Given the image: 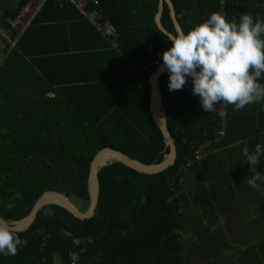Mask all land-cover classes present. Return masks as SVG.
<instances>
[{
    "label": "trees",
    "instance_id": "1",
    "mask_svg": "<svg viewBox=\"0 0 264 264\" xmlns=\"http://www.w3.org/2000/svg\"><path fill=\"white\" fill-rule=\"evenodd\" d=\"M27 1H21L16 13ZM171 1L184 32L212 12H220L221 6L229 20L244 9L242 0ZM87 2L88 13L97 11L100 23L108 21L115 27L118 48L71 0H48L15 45L23 50L24 38L43 18L59 22L60 27H69L63 20L79 22L81 29L86 27L89 41L96 42L81 46L73 39L70 47L56 55L34 57L44 84L39 93L25 105L10 101V110L7 99L1 101L0 217L9 221L26 217L51 189L66 193L73 202L83 201L80 210L86 212L90 164L103 148L148 165L161 163L170 153L151 110V77L163 62V51L171 47L156 24L159 0ZM70 10L76 13V21L59 18L58 12ZM161 22L168 32L177 33L166 3ZM3 27L9 30L10 23ZM10 36L15 32L10 31ZM168 80L166 73L159 84L177 148L175 164L154 174L121 162L106 165L98 175L100 194L94 217L80 220L61 206H46L30 229L17 232L27 245L15 256L0 254V264H186L180 233L183 179L185 170L202 159L189 166L187 161L199 145L211 142L209 154L212 147L226 142L223 130H228L227 119L235 111L225 105L224 119L219 116L220 105L217 112H205L199 97L192 94L191 77L178 91H169ZM50 92H55V99L49 98ZM252 253H246L251 264H264V258ZM246 256L242 253L240 259L231 257L224 264H239Z\"/></svg>",
    "mask_w": 264,
    "mask_h": 264
},
{
    "label": "crops",
    "instance_id": "2",
    "mask_svg": "<svg viewBox=\"0 0 264 264\" xmlns=\"http://www.w3.org/2000/svg\"><path fill=\"white\" fill-rule=\"evenodd\" d=\"M21 1L0 0L1 27L14 17L12 14L16 13ZM242 4L244 9L241 15L247 12L254 17L259 15L264 18V0H242ZM220 12L225 13L224 7L221 6ZM57 14L59 18L69 16L72 19L76 15L72 10ZM240 16L230 17V20L235 18L239 22ZM62 23L69 27H60L59 22L43 18L24 38L22 48L27 54L17 47L8 50L0 48V79L3 81L0 105L3 99H7L8 110L11 100L14 101L11 105L28 104L32 96H36L44 86L33 65L34 57L42 54L56 55V51L70 47L73 39L78 40L81 46L96 43L92 39L89 41L86 27L81 29L79 22L74 25L63 20ZM70 25L73 27L70 28ZM259 82L264 83V78ZM48 96L50 99L56 98L55 92H50ZM229 106L230 110L233 109V106ZM232 114L235 115L227 119L228 130H223L222 137H225L226 142L212 147V151L202 161L189 167L184 173L183 224L180 233L184 241L182 255L186 264L227 263L229 249L230 257L233 258L255 251L260 258H264V242L263 246L258 244L253 249L236 252V248L231 247L228 222V215L251 214L257 218L260 225L253 231V237L245 235L243 246L248 245L258 233L264 234V190L258 191L248 185L251 172L243 155L245 148L254 151L256 143L264 142V101L248 105ZM246 135L252 136L248 138ZM261 161L256 171L264 173V157H261ZM261 187L264 188V184ZM204 209L209 212L205 214ZM247 262V258H242L239 264Z\"/></svg>",
    "mask_w": 264,
    "mask_h": 264
},
{
    "label": "clouds",
    "instance_id": "3",
    "mask_svg": "<svg viewBox=\"0 0 264 264\" xmlns=\"http://www.w3.org/2000/svg\"><path fill=\"white\" fill-rule=\"evenodd\" d=\"M167 39L171 47L163 51L158 71L168 73L169 91L182 90L191 77L192 94L209 113L217 112V104L239 111L264 101V83L259 82L264 78V18L246 12L237 22L214 11L187 32L178 30ZM219 116L226 118L227 111L220 110ZM243 155L250 166L248 185L264 190V173L256 171L264 157V142L256 143L254 151L245 148ZM26 245L10 221L0 217V254L15 256Z\"/></svg>",
    "mask_w": 264,
    "mask_h": 264
},
{
    "label": "water",
    "instance_id": "4",
    "mask_svg": "<svg viewBox=\"0 0 264 264\" xmlns=\"http://www.w3.org/2000/svg\"><path fill=\"white\" fill-rule=\"evenodd\" d=\"M165 3L168 5L170 9L171 18L175 25L176 31L182 30V28L177 20V15L173 2L171 0H159V11L157 13L156 24L158 28L168 36L171 33L164 28L161 22V16L164 10ZM161 64H163V62ZM166 73H167L166 71L159 72L157 69L155 74H153L151 77V84H152L151 110L153 114V119L157 124V126L159 127V129L161 130L165 138L166 144L170 147V153L164 158V160L159 164L148 165L141 162L140 160L132 159L128 155L120 151H117L115 149L109 147L103 148L96 153L90 164L89 179H88L90 205L86 212H82L80 210V207L75 202H73L70 196L67 195L66 193H63L55 189L47 190L42 194L36 206L33 207L32 211H30V213L26 217L20 219L19 221H15V222L10 221L11 227L16 232H23L26 231L27 229H30L32 224L36 222L39 213L46 206L49 205L61 206L69 210L80 220L90 219L94 217L95 210L99 203V194H100V181L98 175L103 167H105L106 165L112 162H121L133 170H136L138 172L150 173V174L164 171L165 169L175 164L177 158V148H176L175 140L172 137L171 132L167 125L166 112L164 111V106L162 102V93L159 84V80L161 76Z\"/></svg>",
    "mask_w": 264,
    "mask_h": 264
},
{
    "label": "built area",
    "instance_id": "5",
    "mask_svg": "<svg viewBox=\"0 0 264 264\" xmlns=\"http://www.w3.org/2000/svg\"><path fill=\"white\" fill-rule=\"evenodd\" d=\"M73 1L82 11V13L87 16V18L97 26L98 31L102 33L105 37L112 40V45L118 48L119 45L116 41L117 33L115 27L110 22L100 23L99 13L97 11L87 12L88 2L87 0H71ZM48 2V0H28L16 13L15 17L9 19L10 29H5L0 26V48H13L18 42L19 38L26 32L28 27L33 23L34 19L37 18L43 6ZM97 3V2H96ZM10 31L15 32V36L12 38L10 36ZM9 44V47H8ZM219 134L222 136L223 131L221 130ZM211 142L204 143L196 147L188 159L187 164L193 165L196 160L203 159L208 154V149L211 146ZM182 171V169H180ZM73 257L77 259L78 255L74 254ZM73 264H78L74 262Z\"/></svg>",
    "mask_w": 264,
    "mask_h": 264
},
{
    "label": "rangeland",
    "instance_id": "6",
    "mask_svg": "<svg viewBox=\"0 0 264 264\" xmlns=\"http://www.w3.org/2000/svg\"><path fill=\"white\" fill-rule=\"evenodd\" d=\"M0 57H1V53H0ZM2 84H3V81L0 79V94H2ZM75 202L80 208H83V205H84L83 201L79 199H75ZM208 212L209 210L204 209L205 214ZM256 220L257 218L251 214L228 215V222L230 223L229 227L231 229L230 236L232 238L231 247H235L239 251V250H245V249H253L252 247L254 246L255 248L258 244H261V246H263L264 234L262 233H258L257 236L248 245L243 246L245 235L248 237L250 236L253 237L254 236L253 231L260 225V223H258ZM235 251L238 252L237 250ZM249 254L252 255L253 253L250 252ZM226 258H227V261L230 263L232 260L230 257V249L227 250ZM247 261H248L247 264H251V257L249 258L247 256Z\"/></svg>",
    "mask_w": 264,
    "mask_h": 264
},
{
    "label": "bare ground",
    "instance_id": "7",
    "mask_svg": "<svg viewBox=\"0 0 264 264\" xmlns=\"http://www.w3.org/2000/svg\"><path fill=\"white\" fill-rule=\"evenodd\" d=\"M161 90V89H160ZM162 93V92H161Z\"/></svg>",
    "mask_w": 264,
    "mask_h": 264
}]
</instances>
